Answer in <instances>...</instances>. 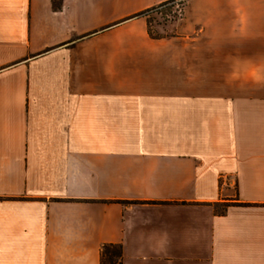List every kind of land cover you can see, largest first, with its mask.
<instances>
[{"label":"crops","instance_id":"0c3cea01","mask_svg":"<svg viewBox=\"0 0 264 264\" xmlns=\"http://www.w3.org/2000/svg\"><path fill=\"white\" fill-rule=\"evenodd\" d=\"M166 1L0 0V264H264V0Z\"/></svg>","mask_w":264,"mask_h":264},{"label":"rangeland","instance_id":"374dc122","mask_svg":"<svg viewBox=\"0 0 264 264\" xmlns=\"http://www.w3.org/2000/svg\"><path fill=\"white\" fill-rule=\"evenodd\" d=\"M182 14V2L179 0H167L160 8L147 12L148 28L150 35L155 37L164 35L166 27L180 19Z\"/></svg>","mask_w":264,"mask_h":264},{"label":"trees","instance_id":"16d2710c","mask_svg":"<svg viewBox=\"0 0 264 264\" xmlns=\"http://www.w3.org/2000/svg\"><path fill=\"white\" fill-rule=\"evenodd\" d=\"M146 13L147 12H144L139 15H145ZM121 261H122V249L120 245L106 244L101 247L100 264H122Z\"/></svg>","mask_w":264,"mask_h":264}]
</instances>
